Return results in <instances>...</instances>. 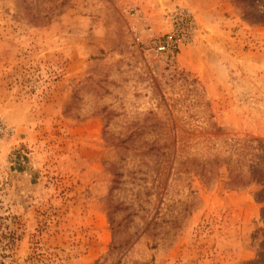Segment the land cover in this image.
I'll list each match as a JSON object with an SVG mask.
<instances>
[{
    "label": "rangeland",
    "instance_id": "1",
    "mask_svg": "<svg viewBox=\"0 0 264 264\" xmlns=\"http://www.w3.org/2000/svg\"><path fill=\"white\" fill-rule=\"evenodd\" d=\"M0 126V264H264V0H0Z\"/></svg>",
    "mask_w": 264,
    "mask_h": 264
},
{
    "label": "built area",
    "instance_id": "2",
    "mask_svg": "<svg viewBox=\"0 0 264 264\" xmlns=\"http://www.w3.org/2000/svg\"><path fill=\"white\" fill-rule=\"evenodd\" d=\"M170 20L172 21V31L158 45L157 48L160 52H174L179 50L190 39L196 27L195 19L190 12L182 11L180 14H173ZM2 131L3 128L0 126V134Z\"/></svg>",
    "mask_w": 264,
    "mask_h": 264
},
{
    "label": "trees",
    "instance_id": "3",
    "mask_svg": "<svg viewBox=\"0 0 264 264\" xmlns=\"http://www.w3.org/2000/svg\"><path fill=\"white\" fill-rule=\"evenodd\" d=\"M117 147H119V145ZM124 149L128 150V146H125ZM252 162H253L252 165H250L248 169L249 176H246L244 174L243 162L242 165L239 166L237 169H231L229 173V183L235 185L236 183H240L244 181L246 177H249L248 183H251V181L256 180L255 181L256 184L260 183V185L263 186L261 190V194H262L264 193V165L260 164V158L257 162L256 161H252ZM237 164H241L240 159L237 160ZM115 177H118L117 173H115ZM114 182L116 183L118 181L115 179Z\"/></svg>",
    "mask_w": 264,
    "mask_h": 264
}]
</instances>
